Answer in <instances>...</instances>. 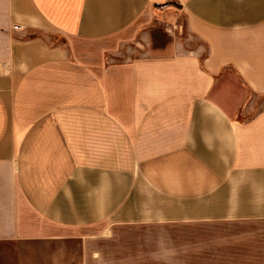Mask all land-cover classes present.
I'll list each match as a JSON object with an SVG mask.
<instances>
[{
	"label": "crops",
	"instance_id": "1",
	"mask_svg": "<svg viewBox=\"0 0 264 264\" xmlns=\"http://www.w3.org/2000/svg\"><path fill=\"white\" fill-rule=\"evenodd\" d=\"M0 264H264V0H0Z\"/></svg>",
	"mask_w": 264,
	"mask_h": 264
},
{
	"label": "rangeland",
	"instance_id": "2",
	"mask_svg": "<svg viewBox=\"0 0 264 264\" xmlns=\"http://www.w3.org/2000/svg\"><path fill=\"white\" fill-rule=\"evenodd\" d=\"M38 34L50 41L51 43H55L57 45H63V43H66L65 38L60 33L55 31L51 33L48 32L46 29H42V31H39Z\"/></svg>",
	"mask_w": 264,
	"mask_h": 264
}]
</instances>
